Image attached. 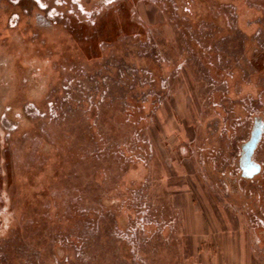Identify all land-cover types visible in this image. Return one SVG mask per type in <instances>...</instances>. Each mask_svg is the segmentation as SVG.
<instances>
[{"label": "rangeland", "instance_id": "374dc122", "mask_svg": "<svg viewBox=\"0 0 264 264\" xmlns=\"http://www.w3.org/2000/svg\"><path fill=\"white\" fill-rule=\"evenodd\" d=\"M0 264H264V0H0Z\"/></svg>", "mask_w": 264, "mask_h": 264}, {"label": "snow or ice", "instance_id": "6c2138e0", "mask_svg": "<svg viewBox=\"0 0 264 264\" xmlns=\"http://www.w3.org/2000/svg\"><path fill=\"white\" fill-rule=\"evenodd\" d=\"M57 2H58V0H57Z\"/></svg>", "mask_w": 264, "mask_h": 264}]
</instances>
